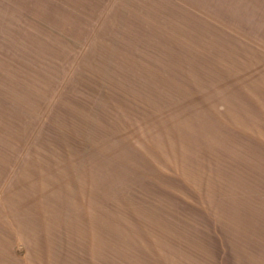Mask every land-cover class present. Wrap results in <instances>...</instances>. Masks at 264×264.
I'll list each match as a JSON object with an SVG mask.
<instances>
[{"label":"rangeland","instance_id":"rangeland-1","mask_svg":"<svg viewBox=\"0 0 264 264\" xmlns=\"http://www.w3.org/2000/svg\"><path fill=\"white\" fill-rule=\"evenodd\" d=\"M0 264H264V0H0Z\"/></svg>","mask_w":264,"mask_h":264}]
</instances>
